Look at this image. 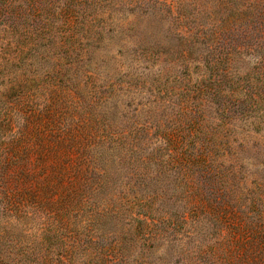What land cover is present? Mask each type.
Returning a JSON list of instances; mask_svg holds the SVG:
<instances>
[{
    "label": "trees",
    "instance_id": "1",
    "mask_svg": "<svg viewBox=\"0 0 264 264\" xmlns=\"http://www.w3.org/2000/svg\"><path fill=\"white\" fill-rule=\"evenodd\" d=\"M214 5L0 0V264H264V51L223 39L264 0Z\"/></svg>",
    "mask_w": 264,
    "mask_h": 264
},
{
    "label": "rangeland",
    "instance_id": "2",
    "mask_svg": "<svg viewBox=\"0 0 264 264\" xmlns=\"http://www.w3.org/2000/svg\"><path fill=\"white\" fill-rule=\"evenodd\" d=\"M225 2H229L230 0H224ZM216 0H197V4L201 5V14L195 15L193 11H189L191 15L188 16L186 20V26L193 27L194 25H198L200 29L208 28L210 22L217 21L218 17L221 15V5H214ZM231 4H227V8L231 7ZM232 8V7H231ZM189 13H184L185 15ZM228 13V10L226 11ZM225 13V15H226ZM194 14V15H193ZM189 20V21H188ZM263 26H259L258 24L252 23L247 27L242 26L243 32H238L236 28L233 26L231 27L230 31L224 34L223 39L225 40V47H234L239 46L242 48H246L247 46H252V48L260 49L264 51V17L261 18ZM156 29H153L155 35L164 41L168 45V51L165 53H161L160 59L154 63V69H162L167 70L169 69L171 73L177 75L178 79H181L177 74L178 69L180 68L178 65L175 67H171L169 62L171 60L174 62V58L176 57L174 51L176 50L177 39L175 35V29L178 28L176 23L174 22L172 25H168L167 21L157 19L155 23ZM185 30V26L181 27ZM190 32H193L190 30ZM127 33V32H126ZM189 34V30L186 32ZM127 38L132 39L129 34H126ZM195 38V37H194ZM201 37H198V41H200ZM197 51L193 49V53H191V59L195 62L191 64L188 70V74L190 78L194 81L195 79L199 78L201 75V57L206 55V50H203L201 44L196 45ZM118 50H121L123 53V49L119 48V46H109L106 49L105 63L109 73H112V70L108 67L110 66V61H122V64H127L129 61L126 62L123 60L125 58V52L123 55L119 56L117 53ZM249 51V50H245ZM173 53V54H172ZM253 57L241 54V58H239L237 65L241 68L243 67H250L252 64ZM105 67V65H104ZM177 69V70H176ZM185 78V77H184Z\"/></svg>",
    "mask_w": 264,
    "mask_h": 264
}]
</instances>
